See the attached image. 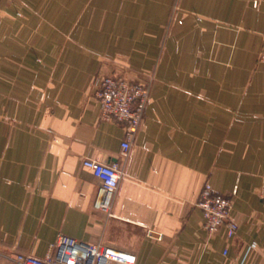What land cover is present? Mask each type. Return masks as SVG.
<instances>
[{"label": "crops", "instance_id": "1", "mask_svg": "<svg viewBox=\"0 0 264 264\" xmlns=\"http://www.w3.org/2000/svg\"><path fill=\"white\" fill-rule=\"evenodd\" d=\"M264 0H0V264L59 234L136 264H264ZM155 77L126 155L95 80ZM117 164L108 211L83 159ZM206 185L232 201L209 236Z\"/></svg>", "mask_w": 264, "mask_h": 264}, {"label": "built area", "instance_id": "2", "mask_svg": "<svg viewBox=\"0 0 264 264\" xmlns=\"http://www.w3.org/2000/svg\"><path fill=\"white\" fill-rule=\"evenodd\" d=\"M264 62V45L260 54ZM95 97L100 106V120L122 124L125 138L122 151L126 155L143 121L150 100V85L144 82H129L117 75L98 76L95 80ZM83 166L89 169L99 184L102 199L96 208L108 211L121 179L117 164H108L96 159H83ZM264 205V186L259 192ZM199 206L204 214V228L209 236L215 235L226 225L228 236L234 237L238 224L231 219V199L216 194L209 185L201 193ZM20 264H136V255L130 251L104 244L86 243L73 237L59 234L46 256L40 258L19 254Z\"/></svg>", "mask_w": 264, "mask_h": 264}, {"label": "rangeland", "instance_id": "3", "mask_svg": "<svg viewBox=\"0 0 264 264\" xmlns=\"http://www.w3.org/2000/svg\"><path fill=\"white\" fill-rule=\"evenodd\" d=\"M259 60H260V58H259ZM110 75H114V74H110ZM117 76L122 77V78H124L125 80H127L129 82H144V83H148L150 85V92H151L152 81H153V79H155L154 75L153 76L148 75L147 77L146 76L145 77L138 76L137 78H133L132 80H129L126 77H123L121 75H117Z\"/></svg>", "mask_w": 264, "mask_h": 264}]
</instances>
